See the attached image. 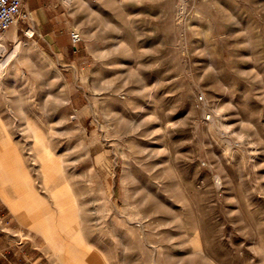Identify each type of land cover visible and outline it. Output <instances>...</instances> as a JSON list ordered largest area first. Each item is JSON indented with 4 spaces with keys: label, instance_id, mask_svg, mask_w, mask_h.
<instances>
[{
    "label": "rangeland",
    "instance_id": "374dc122",
    "mask_svg": "<svg viewBox=\"0 0 264 264\" xmlns=\"http://www.w3.org/2000/svg\"><path fill=\"white\" fill-rule=\"evenodd\" d=\"M29 2L81 36L63 60L24 18L27 60L0 76V140L44 204L67 184L109 264H264V0ZM0 264H59L1 196Z\"/></svg>",
    "mask_w": 264,
    "mask_h": 264
},
{
    "label": "bare ground",
    "instance_id": "6f19581e",
    "mask_svg": "<svg viewBox=\"0 0 264 264\" xmlns=\"http://www.w3.org/2000/svg\"><path fill=\"white\" fill-rule=\"evenodd\" d=\"M26 19L31 22L29 17ZM16 31L15 24L1 38V48H4L6 40L12 41L13 47L0 61V76L6 70L16 72L18 66L27 60V49L16 36ZM32 31L31 26L26 34L31 35ZM28 130L34 143L40 147L37 157L42 175L45 182H50L53 174L61 171L59 158L45 146L44 137L36 129L29 127ZM5 185H10L18 192L17 200L8 197L3 188ZM51 194L56 205L55 213L31 186L23 163L8 139L0 140V196L18 221L45 239L59 264H109L100 251L83 242L79 228V206L69 186L60 185ZM64 239L67 241L64 242Z\"/></svg>",
    "mask_w": 264,
    "mask_h": 264
},
{
    "label": "crops",
    "instance_id": "0c3cea01",
    "mask_svg": "<svg viewBox=\"0 0 264 264\" xmlns=\"http://www.w3.org/2000/svg\"><path fill=\"white\" fill-rule=\"evenodd\" d=\"M23 12L27 14L31 22L26 17L23 21L24 26L19 31L24 36H34L41 40L51 51L58 52L64 60L69 54V49H72L67 25L57 18L49 21L45 16V8L29 0L24 1ZM31 26L33 31L31 35H27L26 30ZM16 36H18L17 31Z\"/></svg>",
    "mask_w": 264,
    "mask_h": 264
},
{
    "label": "built area",
    "instance_id": "2783aa9c",
    "mask_svg": "<svg viewBox=\"0 0 264 264\" xmlns=\"http://www.w3.org/2000/svg\"><path fill=\"white\" fill-rule=\"evenodd\" d=\"M24 1L0 0V34L5 33L13 25H17L20 20L27 17V14L23 12ZM69 37L74 47L81 41V36L77 31H70Z\"/></svg>",
    "mask_w": 264,
    "mask_h": 264
}]
</instances>
